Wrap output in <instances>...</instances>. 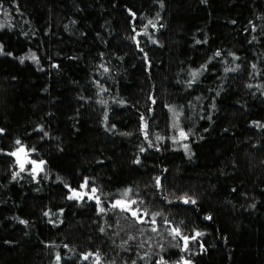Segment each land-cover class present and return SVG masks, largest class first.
<instances>
[{
	"label": "trees",
	"instance_id": "1",
	"mask_svg": "<svg viewBox=\"0 0 264 264\" xmlns=\"http://www.w3.org/2000/svg\"><path fill=\"white\" fill-rule=\"evenodd\" d=\"M164 3L161 8L157 0H4L0 41L15 55H0V127L7 130L0 134V147L12 150L17 138L36 145L38 155L48 160L49 178L38 183L24 172L12 181L18 166L0 153V264H55L57 252L60 264H92L94 257L85 260L81 254L97 250L116 264H155L158 253L172 261L191 255L195 264H264V127L252 124H264V0ZM125 6L137 13L135 32ZM149 19L158 25L148 32L159 44L142 32ZM136 32L140 47L128 39ZM205 39L207 43H197ZM217 49L224 55L212 60L211 70L189 88L191 69ZM32 52L40 63L25 59L21 64L18 57ZM53 62L60 69L52 68ZM101 63L110 71L105 73ZM237 64L238 71L224 72ZM96 80L107 90L101 91ZM101 99L107 103L100 104ZM166 105L182 112L181 126L191 129L187 140L156 141L157 134H178ZM141 115L159 150L148 147ZM39 124L50 137L40 139L34 131ZM184 143L194 153L191 157ZM141 145L147 152L139 151ZM137 156L140 164L134 163ZM156 176L162 188L154 186ZM84 177L89 190L93 184L100 189L97 194L109 212L99 213L87 197L85 202L65 198L64 183L78 187ZM127 187L149 212L144 223L111 207ZM183 193L196 197L197 205L175 200ZM253 203L254 209L249 207ZM59 208L65 209L62 215ZM48 209L50 217L43 215ZM154 212L161 214L155 217V233L150 223ZM208 213L211 221L204 218ZM172 225L186 234L199 227L206 233L199 239L207 251L197 254L195 243H190L191 254L171 247L182 246L168 233ZM129 235L136 237L128 241L131 251L121 246ZM140 241H145L143 248L137 247ZM144 252L150 255L140 259Z\"/></svg>",
	"mask_w": 264,
	"mask_h": 264
},
{
	"label": "snow or ice",
	"instance_id": "2",
	"mask_svg": "<svg viewBox=\"0 0 264 264\" xmlns=\"http://www.w3.org/2000/svg\"><path fill=\"white\" fill-rule=\"evenodd\" d=\"M3 2L4 0H0V7L3 6ZM15 2V0H14ZM157 2L159 3L160 7L163 8L165 6L164 0H157ZM203 3L207 4L208 0H202ZM126 11L130 14V18L133 21V31L135 32V18L137 16L136 11H134L131 7H127L125 6ZM17 10H19V5L17 4ZM160 13L157 12L156 13V17L159 18ZM73 23H75V21H73ZM233 24L236 23L235 20L232 21ZM151 26L152 28H157L158 25L152 20L149 19L147 24H144L142 26V32L145 36H148V38L150 40H152L154 43L159 44V40H156L152 37V35L148 32V27ZM5 27L4 24H0V29H3ZM8 27H12V25H8ZM67 27V26H66ZM159 27H163V25H159ZM255 25H252L253 30H255ZM25 35H27V33H25ZM140 33L136 32L135 35H130L128 37V39L134 40L137 47H140V41L138 39H136L137 36H139ZM253 40H256L257 37L253 36L252 37ZM197 43H207V39H205L204 41H197ZM141 52H144V49L141 47L140 48ZM8 55V56H14L15 54L11 51H5V45L2 41H0V55ZM222 55H224V53L222 52V50L217 49L212 57H209L208 60L205 61V63L201 64L199 67L197 68H192L191 71L189 72V76L191 77V79H189L188 81H186L187 86L189 88H192L194 83H196L199 78L204 74V72L206 71H210L211 69L209 68V65L211 64L212 60H214L217 57H221ZM228 55H231L234 60H238L239 57L236 55L235 52H229ZM100 56H104V53L101 52ZM144 58L147 60V53H144ZM19 61L21 64H23L25 62V59H30L33 62L39 64L40 63V59L39 57L35 54V52H32L30 55H28L27 57L25 56H21L18 57ZM73 59H76L75 57H73ZM225 63H227V61H225ZM52 68H56V69H60L61 65L58 62H53L51 64ZM147 67L151 68V61L147 60ZM100 68H102L104 70L105 73L109 72L110 69L103 63L100 64ZM241 68V65L237 64L234 68H230V67H225L224 68V72H236ZM252 68L255 70L256 69V65L253 64ZM42 70V69H41ZM96 84L100 87L101 91H106L107 89L104 88V86L100 83L99 80H96ZM248 87H252V85H248ZM44 91H47V89H44ZM217 96L220 95L219 92L216 93ZM81 99H83V97H81ZM149 101L151 102L152 105H155L157 103L156 98L154 95H150L148 97ZM197 100L200 99V97L196 98ZM100 104H106L107 101L101 99L99 101ZM120 104H124L126 103V101L120 100L119 101ZM166 107L169 108V110L172 113L173 116V123H172V128L177 130L178 134L176 135H172L171 137H164L161 136L159 134L156 135V141H160V140H165V139H171L172 142L174 143H178L184 140H187L189 138V134L191 132V129L189 128L188 130H185V128L183 126H181L180 124V117L182 115V112H177L175 106L173 105H166ZM213 108H216L215 103L212 104ZM148 111H154V108H149ZM49 116L52 115V113H48ZM109 117H108V113L105 112L104 113V122H105V126L107 127V121H108ZM209 120H211V116L208 117ZM140 120L143 122V135H144V139L148 142V147H157V150H159L158 146L156 144H154V142L149 138V125L148 122L145 118L144 115L140 116ZM253 125H256L257 127H264V124H261L260 121H252ZM116 125L112 124L111 128H115ZM110 130V129H109ZM34 131H36L39 134V137L41 140H44L46 137H50V132L45 130V125L44 124H39L37 125L36 129H34ZM205 131H207V129H205ZM224 131H227V129H224ZM7 132L6 128L4 127H0V134H5ZM126 135H130L129 133H126ZM183 148L189 152L190 157L192 155H194V153H192L190 151V146L187 143H184ZM148 148L144 147L143 145L140 146L139 151L141 153L147 152ZM0 153L6 154L8 156H11L14 158V163L15 165L18 166V170L12 171L11 173V177L10 179L12 181L17 180L18 178H23L21 176L22 173L27 172L29 177L31 179H35L38 183L42 180V179H48L49 178V174L46 171V165L48 164V160L44 159L42 156H39V149L37 148L36 145H28L24 142H22L21 139L17 138L14 141L12 150H8L5 149L3 147H0ZM134 163L136 164H140L141 163V158L139 156H137V158L135 159ZM167 169H165L166 171ZM57 180H63L62 177L57 176L56 177ZM155 184L154 186L156 188H162V183H161V177L160 176H156L155 178ZM64 187L67 189V195H66V199L70 200V201H78V202H85V198L87 197V200L89 201H95L96 206L98 207L99 213H105L107 211V209L103 206V201L101 200L100 196L97 194L100 189L98 187H96L94 184L90 187L89 190V178L88 177H84L82 182L79 183L78 187H73L71 184L69 183H64ZM39 190V189H37ZM233 192H236V189L233 188L232 189ZM165 199H167L165 197ZM175 200L177 201H182L183 204L188 205H197V198L194 196H191L187 193H183L181 195H177L175 196ZM139 201L134 198V190L132 187H127L123 190L121 196L119 198H116L114 201L111 202V207L112 209H117L119 208L121 212H128L131 213V215L136 219V221L144 223L145 222V217L149 216V212L147 209H142L141 207H139ZM169 204L172 203L171 200L168 201ZM134 205H136V207H134ZM249 207L251 208H256V204L253 203L251 205H249ZM198 211V208L196 209ZM65 212L64 208H59L58 209V213L59 214H63ZM141 212H143V215H141ZM43 215L46 217H50L53 215L52 210L48 209L47 211L43 212ZM161 214L159 212H154L151 213V220L150 223L153 225L152 227V231L158 232V227H157V221L155 219V217L160 216ZM206 220L211 221L213 219V216L211 213H208L205 215L204 217ZM15 219L19 220V222L21 224L24 225H28L29 224V220L27 219H21L19 217H15ZM52 224H57V223H63L62 220H50L49 221ZM163 223L168 225L171 224V221H169L168 219H164ZM111 227V225H109ZM99 231L101 233L105 232V228L101 227L99 229ZM192 232L194 234H186L181 227L177 226V225H172L169 229H168V233L169 235L172 237V239L174 241H182V246L181 244L178 242L174 245H170L171 247H176L179 248L180 251L184 252V253H192V248L190 247V243H195L198 245V253L197 254H202L203 252L207 251V248L204 244V242L202 240H200L199 238L206 235V233L201 230L199 227L193 228ZM118 235V233H117ZM141 235H143V232H141ZM224 239L226 240L227 237H224ZM135 241L136 237L129 235L128 236V240H124L122 241V247H126V250L131 251L132 248L130 246H128V241ZM11 243V242H9ZM145 245V241H140L139 244L137 245V247L139 248H143ZM65 248L68 247L67 244L64 245ZM157 247L161 250V252L166 251L165 245L163 243H159L157 245ZM83 256V258L85 260L89 259V257H94L93 260V264H102V256L99 252V250L95 251V252H89V253H82L81 254ZM150 255L149 252H144L143 256L140 257V259H145L146 257H148ZM159 256V258L155 261V264H195V261L192 259L191 255H183L180 256L179 259L172 261L169 258H167L165 255H161V254H157ZM61 254L59 252L56 253L55 255V264H60L61 262ZM104 264H116L115 260H108V261H104ZM123 264H128V261H124ZM131 264H137L136 260H131Z\"/></svg>",
	"mask_w": 264,
	"mask_h": 264
},
{
	"label": "rangeland",
	"instance_id": "3",
	"mask_svg": "<svg viewBox=\"0 0 264 264\" xmlns=\"http://www.w3.org/2000/svg\"><path fill=\"white\" fill-rule=\"evenodd\" d=\"M99 211V210H98ZM107 212H109V210H107L105 213H107ZM105 213H102V214H105ZM103 259H102V264H104V261H107V259L106 258H104V257H102ZM94 259V258H93ZM93 262V261H92ZM93 264V263H92Z\"/></svg>",
	"mask_w": 264,
	"mask_h": 264
},
{
	"label": "water",
	"instance_id": "4",
	"mask_svg": "<svg viewBox=\"0 0 264 264\" xmlns=\"http://www.w3.org/2000/svg\"><path fill=\"white\" fill-rule=\"evenodd\" d=\"M131 215V213H129ZM132 216V215H131Z\"/></svg>",
	"mask_w": 264,
	"mask_h": 264
}]
</instances>
